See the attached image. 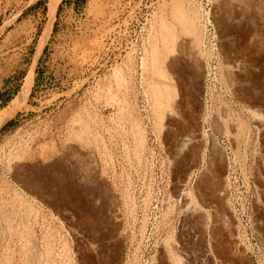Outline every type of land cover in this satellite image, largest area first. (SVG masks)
I'll list each match as a JSON object with an SVG mask.
<instances>
[{
  "label": "rangeland",
  "instance_id": "rangeland-1",
  "mask_svg": "<svg viewBox=\"0 0 264 264\" xmlns=\"http://www.w3.org/2000/svg\"><path fill=\"white\" fill-rule=\"evenodd\" d=\"M173 1L62 0L53 18L50 0H0V112L32 77L0 126L1 264H208L187 197L214 263L264 264V0H183L197 38Z\"/></svg>",
  "mask_w": 264,
  "mask_h": 264
},
{
  "label": "bare ground",
  "instance_id": "bare-ground-1",
  "mask_svg": "<svg viewBox=\"0 0 264 264\" xmlns=\"http://www.w3.org/2000/svg\"><path fill=\"white\" fill-rule=\"evenodd\" d=\"M62 0H50V3H49V14H50V17H53L55 16L58 8H59V5L61 3ZM236 1V0H235ZM244 1V0H243ZM245 2V1H244ZM173 8L171 9V13L173 14V18L175 17L178 21V23L180 22V24L183 26L182 29H185L186 30V33L189 34L190 36L194 37V38H197L198 35H197V31L198 29H196V27L194 26L193 24V21H191L190 19V16L187 15V13L185 12L184 10V3H183V0H174L173 2ZM226 3V2H225ZM238 4V3H237ZM234 5V4H233ZM236 5V4H235ZM259 6V5H258ZM172 7V6H171ZM226 7V6H225ZM192 8V7H190ZM166 9V8H165ZM164 9V10H165ZM246 11V10H245ZM169 12V11H168ZM170 13V12H169ZM191 13V12H189ZM193 13V12H192ZM166 18V17H165ZM162 19V18H161ZM168 19V18H167ZM166 19V20H167ZM163 21V20H162ZM175 21V20H174ZM164 22V24L162 25V23ZM161 23L162 25V28H161V33H162V38H163V44H164V49L163 51L165 52H168V54L175 50V49H172L176 43V38H175V32L176 30L174 31L173 26L170 25H166L167 23H165V21H163ZM177 23V22H175ZM160 25V26H161ZM254 29V28H253ZM252 29V30H253ZM50 30L51 28H49V26L46 28L45 30V34L44 35V39H47L49 37L48 34H50ZM160 30V29H159ZM256 30V29H255ZM174 32V33H173ZM262 33V32H261ZM157 36H155L154 39H157L156 38ZM153 40V38H152ZM156 40H153L152 42H155ZM178 42V40H177ZM156 44V42L154 43ZM175 44V45H174ZM174 45V46H173ZM261 46V45H260ZM153 47V46H152ZM156 47V48H155ZM154 47V57L155 60H154V69L152 70H155L153 71L154 73V79H153V84H152V92H153V97H154V104L157 108V111H160V114H163V112H166V110H169L171 109V106L172 105V100L174 99L175 97V94H176V87L174 86L173 82L169 79L167 73L165 72L166 69L164 70V67H163V61L161 60L160 58V55H159V52L157 50V45ZM163 47V46H162ZM194 47V46H193ZM198 50V49H197ZM91 51V50H90ZM153 52V51H152ZM161 52V51H160ZM198 55V54H197ZM164 56V55H163ZM165 57V56H164ZM165 62V61H164ZM197 62V61H196ZM147 68V67H146ZM166 68V67H165ZM237 69L238 71H242V67L240 66V64H237ZM118 70V69H117ZM147 70V69H146ZM148 73V71H147ZM240 73V72H239ZM146 74V73H145ZM119 75V74H118ZM117 75V76H118ZM147 75V74H146ZM119 77V76H118ZM117 77V79H118ZM152 77V78H153ZM119 81V80H118ZM121 81V79H120ZM119 81V82H120ZM123 82V81H122ZM124 84V83H123ZM236 84V83H235ZM232 85V84H231ZM123 86V85H122ZM31 87H32V77H29L26 79L24 85L22 86L21 88V91L19 92V94L17 95V97L10 103V105L5 108L1 113V116H0V126L1 124H3L4 122L8 121L9 119H11L18 111H20L21 109H23L24 107L27 106V100L29 98V95H30V92H31ZM171 103V104H170ZM175 106V105H173ZM154 107V106H153ZM123 108V107H122ZM174 108V107H173ZM125 109V108H124ZM123 110V109H122ZM172 111V109L170 110ZM174 112V110H173ZM255 112V111H254ZM123 113V112H122ZM175 113V112H174ZM130 114V113H129ZM168 115V114H167ZM175 115V114H174ZM131 116V115H130ZM173 116V115H172ZM178 116V115H177ZM263 117V116H262ZM162 119V118H161ZM201 122V121H200ZM241 123V122H240ZM88 124V123H87ZM162 124V123H161ZM260 128L261 130H264V125L262 123V125H260ZM138 129V128H137ZM232 129V128H231ZM90 130V129H89ZM242 130V129H241ZM138 132H139V129H138ZM142 132V131H141ZM199 132V131H198ZM195 133V132H194ZM143 134V133H142ZM137 135H139V138L142 142V137H141V134L138 133ZM145 136V135H144ZM188 137V136H187ZM187 137L183 138L182 139V143L181 146L183 145H187L186 143L189 142V140L191 139H188ZM144 138V137H143ZM200 135H197L194 137V139H200ZM247 138V137H246ZM181 140V139H180ZM144 144V143H143ZM140 147V146H139ZM183 148V147H182ZM180 152V151H179ZM178 152V153H179ZM91 163V162H89ZM91 165V164H89ZM185 197V196H184ZM187 201H186V212H187V218L189 216V218L191 220H193L194 222H196V224H199L201 226V229L199 230L198 234L201 236V238L203 239V241L205 242V245L203 247V251H202V259H204V261L206 260V262L208 264H216L214 263V259L216 260V258L213 257V249H212V246L210 244V241L207 240V235L209 233V226H210V220H209V217L207 215V212L201 208V207H198L197 204H195L194 200L190 197H187ZM184 200V199H183ZM222 216V215H221ZM10 218V217H9ZM212 218V217H211ZM213 219V218H212ZM217 219H219L217 217ZM215 221H217L215 219ZM224 223H228L226 221H223ZM221 220L219 221L218 220V224L221 223V224H224ZM216 223V222H215ZM217 224V225H218ZM194 225V224H192ZM216 225V224H214ZM9 228V227H8ZM219 228V227H217ZM227 229V228H226ZM192 230V229H191ZM217 230V229H216ZM223 230V229H222ZM230 230V229H228ZM212 232V231H211ZM210 232V233H211ZM31 234V233H30ZM1 235V234H0ZM192 236V235H190ZM211 236V235H210ZM209 236V237H210ZM233 239H234V236L232 235ZM192 239V238H190ZM212 239V238H211ZM32 241V239H31ZM29 241V243L31 242ZM212 241V240H211ZM236 242V241H235ZM237 243V242H236ZM235 243V244H236ZM234 244V246H235ZM233 245V244H232ZM36 246V245H35ZM25 247V246H24ZM233 247V246H232ZM238 247V246H236ZM33 249V247H32ZM31 249V250H32ZM237 250V249H236ZM30 251V250H29ZM48 252V251H47ZM244 254V253H242ZM247 254V253H246ZM245 254V255H246ZM51 255V254H50ZM49 255V256H50ZM168 255V254H167ZM38 257V256H37ZM51 257V256H50ZM175 257V255H174ZM178 257V256H176ZM175 257V258H176ZM8 258V257H7ZM28 258V257H27ZM30 258V257H29ZM42 258V256H41ZM48 258V257H47ZM213 258V259H212ZM31 259V258H30ZM29 259V260H30ZM179 260V258H177ZM218 259V258H217ZM219 260V259H218ZM216 260V261H218ZM38 262V261H37ZM29 263V262H28ZM174 263V262H173ZM189 263V262H188ZM199 263V262H198ZM221 263V262H220ZM1 264V263H0ZM31 264V263H30Z\"/></svg>",
  "mask_w": 264,
  "mask_h": 264
},
{
  "label": "trees",
  "instance_id": "trees-1",
  "mask_svg": "<svg viewBox=\"0 0 264 264\" xmlns=\"http://www.w3.org/2000/svg\"><path fill=\"white\" fill-rule=\"evenodd\" d=\"M18 92H19V89H17V90L15 91V93L12 95V97L10 98V100H12V99L18 94Z\"/></svg>",
  "mask_w": 264,
  "mask_h": 264
}]
</instances>
